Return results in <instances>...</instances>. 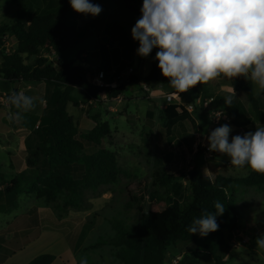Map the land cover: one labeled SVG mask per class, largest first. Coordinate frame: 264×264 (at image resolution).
<instances>
[{"label": "trees", "instance_id": "obj_1", "mask_svg": "<svg viewBox=\"0 0 264 264\" xmlns=\"http://www.w3.org/2000/svg\"><path fill=\"white\" fill-rule=\"evenodd\" d=\"M18 1L20 7L12 20L0 24V79L9 84L12 80L13 85L43 83L46 88L45 107L37 127L26 137V169L8 181L0 173V198L5 201L7 210L17 208L18 197L28 193L46 204L59 201L58 208L61 210H78L83 205L85 192H96L101 186L115 181L117 164L115 155L101 147L102 139L110 132L106 122L95 123L87 133L79 134L73 118L67 112L69 103L78 106L71 93L81 89L86 97L99 99L105 91L108 97L114 98L126 91V83L138 85L140 78L132 74L115 88H99L87 81L85 70L74 66V62L80 60L81 52L73 57L72 51L93 34L100 23L101 14L91 15L85 25L78 27L70 0H58L55 11L34 15H29L30 4L27 0ZM107 1L135 19L142 15L143 0ZM113 34L129 50L137 52L139 42L130 40L124 30L114 26ZM7 37L16 41L12 50L6 49ZM100 69L107 73L105 66ZM145 80L170 86L155 60L150 62ZM105 81L111 83L107 79ZM252 88V82L247 81L240 90L247 96L253 119L264 123V111ZM204 89V84H198L188 92L177 93L182 104L179 111L176 110L177 106L169 105L160 112L167 134L185 122L188 113L184 106L193 104L197 98L203 99ZM12 91L17 93L14 88ZM224 99L213 98L206 112L222 109L229 124L235 128L244 129L252 124V118L237 99L233 98L230 107L225 105ZM10 109L13 110L11 104ZM152 116L153 112H146L149 122ZM84 143L96 147V151L84 154ZM75 170H79L78 176L73 174ZM182 176L186 177L185 182L181 180ZM152 185L157 189L149 193V199L163 203L165 207L143 213L144 198L131 197L141 214V222L137 227L114 223L115 237L110 245L116 249L115 257L119 263L164 264L170 245L191 242L208 254L215 264H223L219 252L238 230L236 195L240 189L264 188V174L250 168L242 178L199 175L195 165L187 164L184 150L178 148L169 164L154 173ZM217 201L225 206L224 213L216 217L218 229L206 236L198 232L191 234L189 228L193 221L204 212L214 213ZM253 243L262 247L260 242ZM54 259L51 254H42L27 264H52Z\"/></svg>", "mask_w": 264, "mask_h": 264}, {"label": "rangeland", "instance_id": "obj_2", "mask_svg": "<svg viewBox=\"0 0 264 264\" xmlns=\"http://www.w3.org/2000/svg\"><path fill=\"white\" fill-rule=\"evenodd\" d=\"M30 4L29 15L42 12H53L57 8L58 0H27ZM102 9L100 23L93 30V34L81 45L72 51L75 57L79 52L87 57L76 60L75 67H81L86 72L101 66L111 71L126 72L129 67L134 68V75L140 78L138 85L126 83V91L121 95V101L94 100L86 97L81 89L74 90L71 97L78 102V106L69 103L67 112L75 119L79 134L87 133L95 123L106 122L109 125V134L102 139L104 149L112 152L116 157L117 176L113 183L101 186L96 192H85L83 205L80 209L61 210L60 202L46 204L42 199H37V207L44 218L43 224H58L62 232L70 241L80 243L79 260L86 264H120L115 257L116 249L110 245L115 237L114 223L118 222L126 227H137L141 222V214L137 211L131 197H143V213L158 211L165 207L163 203L149 199V193L157 188L153 186L154 173L164 169L173 159V153L178 148L184 150L185 160L188 165H195L199 175L214 178L218 175L229 178L245 177L250 167L236 168L230 164L226 155L195 149L197 141L205 142L208 146L207 136L212 130L224 124L229 125L232 131L229 142L235 135L255 132L257 127L264 123L253 119L252 111L244 92H238L237 98L245 108L252 124L244 129L235 128L228 121L215 122L210 112L196 107L191 113L186 114V120L181 125L175 126L167 134L161 119L160 109L156 105L155 97L151 96L150 89L153 85L145 80L150 68V62L155 60L159 49L153 48L147 57L139 58L136 51L129 50L113 34L114 26L124 30L130 40H133L131 29L138 19L128 15L106 0H90ZM18 0H0V24L8 23L19 9ZM74 11V10H73ZM78 27L85 25L91 15L74 11ZM141 18V17H140ZM139 18V19H140ZM16 41L7 37L6 49L12 50ZM99 46V48H98ZM83 49L84 51H79ZM99 50H104L100 53ZM25 91L24 85L17 86V92L32 97L34 106L20 114L19 119H10L20 111L10 103L8 97L13 93L12 80L10 84L0 79V167L5 180H10L17 171H23L21 166L25 160L27 138H24L26 128L35 130L45 106L46 88L43 83H33ZM253 94L262 103L264 94ZM147 88V90H145ZM167 92L173 91L165 87ZM218 97L225 96L219 94ZM175 105V103H172ZM262 105V104H261ZM147 110L153 111L152 120L146 119ZM264 110V109H262ZM96 147L84 143V154H91ZM10 159L12 165L8 167ZM189 170V168H186ZM32 173L31 170H26ZM79 175V170L73 172ZM181 180L186 181L182 176ZM2 189V186H0ZM29 193L20 195V200H25ZM0 208H6V203L0 198ZM236 208L239 213L238 230L227 241L226 246L219 252L223 264H264V247L255 245L264 238V188L240 189L236 195ZM54 240V239H53ZM52 240V243L55 241ZM51 243V240H50ZM51 243V244H52ZM52 246V245H51ZM52 250V247H49ZM215 264L213 259L199 250L191 242H177L167 249L164 264Z\"/></svg>", "mask_w": 264, "mask_h": 264}, {"label": "clouds", "instance_id": "obj_3", "mask_svg": "<svg viewBox=\"0 0 264 264\" xmlns=\"http://www.w3.org/2000/svg\"><path fill=\"white\" fill-rule=\"evenodd\" d=\"M70 5L85 15L102 11L90 0H70ZM141 13L131 29L139 42L137 54L147 57L153 48L159 49L158 68L176 93L221 77H244L256 86V95L264 94V0H143ZM232 100L227 95L225 105L230 107ZM8 103L20 110L10 119H19L34 106L32 97L16 92ZM231 131L227 124L212 130L207 136L209 151L226 155L236 168L247 165L264 174V126L229 142ZM214 207V213L204 212L193 221L191 234L206 236L218 229L216 217L225 206L217 201ZM260 245L264 247V240Z\"/></svg>", "mask_w": 264, "mask_h": 264}, {"label": "crops", "instance_id": "obj_4", "mask_svg": "<svg viewBox=\"0 0 264 264\" xmlns=\"http://www.w3.org/2000/svg\"><path fill=\"white\" fill-rule=\"evenodd\" d=\"M79 51L84 50L80 49ZM102 51L104 52V50H99L100 53H103ZM98 70L101 69L98 68ZM120 73L122 72H118L117 70L111 71V69H108L107 73H104L105 79L113 82L115 75ZM247 81L248 80H246L244 77L233 79L221 77L210 81L209 83L204 84L205 89L203 94L205 96L203 99H200L205 101L216 98L219 96V94H222L225 97L231 94L233 98L238 100L237 93L242 92L240 89L246 85ZM148 83L153 85V88L150 89V93L152 97H155L156 105L159 106L160 109L164 110L166 106L163 104L162 95L164 93H174L175 90L173 89V91L167 92L165 87L170 86H165L152 81H149ZM22 84L24 85V90L27 91L30 89V85L33 83ZM14 85L12 84L13 88ZM233 90H235V92ZM117 97L111 98V100L120 102L122 96H119V100H117ZM107 98L105 99L100 96L97 100L104 101L107 100ZM261 102V108L264 109V101ZM172 103H175V106L178 107L177 100L173 101ZM172 103L170 105H172ZM73 120L75 121V119ZM37 125H35L34 128H36ZM92 128L93 126L90 129ZM25 130L26 133L24 138H26L31 132L30 128H26ZM11 165L12 160L10 159L8 167ZM21 169H26L25 160H23ZM1 170L2 168L0 167V172ZM19 172L20 171H17L16 173L18 174ZM43 221L44 218L41 215V210L37 207L36 198L34 196H27L25 200H20V198H18V206L13 210L0 208V264H27L35 257L42 254L53 255L55 259L52 264H81V261L78 257L81 249L80 243L75 242L74 238H72L70 241L68 236L62 232V228L58 226L57 222L56 224L53 223L52 225H46L43 224ZM50 240L51 243L52 240L55 242L51 244ZM49 247H52L53 249L50 250Z\"/></svg>", "mask_w": 264, "mask_h": 264}, {"label": "built area", "instance_id": "obj_5", "mask_svg": "<svg viewBox=\"0 0 264 264\" xmlns=\"http://www.w3.org/2000/svg\"><path fill=\"white\" fill-rule=\"evenodd\" d=\"M85 57H86L85 53H81L79 55L80 60H83ZM132 74H134V68L129 67L126 72L116 74L113 82L107 83L105 81L104 72L102 70L95 69V70H90L86 73V79L91 85H93L95 87L115 88L118 86L119 83H122L124 80H127L129 78V76ZM145 90H147V88H145ZM100 96L102 98H105V99L108 97L107 92H105V91L102 92L100 94ZM162 99H163V104L165 106H169L173 101L177 100V105H178V107L176 108L177 111H179V107L182 106L180 99H179V96L176 92L164 93L162 95ZM0 100H1V98H0ZM94 100H97V99H94ZM117 100H119V96L117 97ZM212 101H213V99H208V100L202 101L200 98H197L193 104L184 106V109L189 114L196 107L203 108V109L208 108ZM209 112L213 116L216 123L219 122L220 118L223 121H228V119H227V117H226V115L222 109L217 108V109L210 110ZM218 113L220 114L219 116H217ZM195 149H202L206 153L210 152L208 146L205 144V142H202V141H197V143L195 144ZM171 262L176 264L177 260H172Z\"/></svg>", "mask_w": 264, "mask_h": 264}, {"label": "water", "instance_id": "obj_6", "mask_svg": "<svg viewBox=\"0 0 264 264\" xmlns=\"http://www.w3.org/2000/svg\"><path fill=\"white\" fill-rule=\"evenodd\" d=\"M19 85V83H15L14 85V89H17V86Z\"/></svg>", "mask_w": 264, "mask_h": 264}]
</instances>
